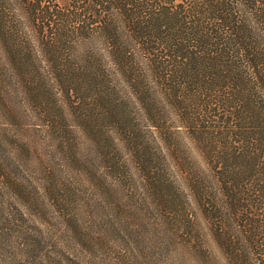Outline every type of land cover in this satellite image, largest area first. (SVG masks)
<instances>
[{"label":"trees","instance_id":"16d2710c","mask_svg":"<svg viewBox=\"0 0 264 264\" xmlns=\"http://www.w3.org/2000/svg\"><path fill=\"white\" fill-rule=\"evenodd\" d=\"M0 169L32 217L127 192L198 264H264V0H0Z\"/></svg>","mask_w":264,"mask_h":264},{"label":"rangeland","instance_id":"374dc122","mask_svg":"<svg viewBox=\"0 0 264 264\" xmlns=\"http://www.w3.org/2000/svg\"><path fill=\"white\" fill-rule=\"evenodd\" d=\"M1 171L0 264H198L181 238L153 225L157 213L137 214L141 209L127 192L119 193V212L102 207L101 221L90 222L84 209L75 212L73 200L32 217L3 184Z\"/></svg>","mask_w":264,"mask_h":264}]
</instances>
